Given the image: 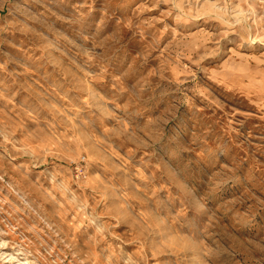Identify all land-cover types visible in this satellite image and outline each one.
Returning <instances> with one entry per match:
<instances>
[{"label":"rangeland","instance_id":"obj_1","mask_svg":"<svg viewBox=\"0 0 264 264\" xmlns=\"http://www.w3.org/2000/svg\"><path fill=\"white\" fill-rule=\"evenodd\" d=\"M0 264H264V0H0Z\"/></svg>","mask_w":264,"mask_h":264}]
</instances>
